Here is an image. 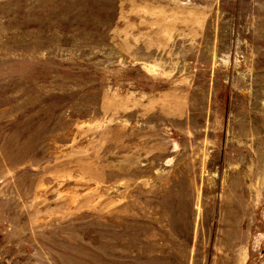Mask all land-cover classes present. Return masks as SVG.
<instances>
[{"label":"rangeland","instance_id":"1","mask_svg":"<svg viewBox=\"0 0 264 264\" xmlns=\"http://www.w3.org/2000/svg\"><path fill=\"white\" fill-rule=\"evenodd\" d=\"M0 264H264V0H0Z\"/></svg>","mask_w":264,"mask_h":264}]
</instances>
